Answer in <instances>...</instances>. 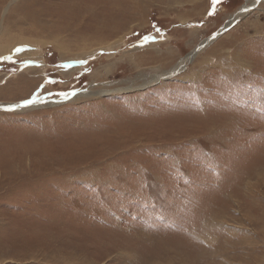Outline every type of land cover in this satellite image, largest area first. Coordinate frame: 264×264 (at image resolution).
Listing matches in <instances>:
<instances>
[{
  "label": "rangeland",
  "instance_id": "374dc122",
  "mask_svg": "<svg viewBox=\"0 0 264 264\" xmlns=\"http://www.w3.org/2000/svg\"><path fill=\"white\" fill-rule=\"evenodd\" d=\"M184 1L61 5L70 15L39 18L79 27L77 38L120 41L83 61L48 48L43 69L0 59L1 86L36 79L25 100L97 86L114 61L103 82L140 85L248 5L177 74L98 100L0 112V264H264V0ZM71 65L80 70L66 74ZM194 71L199 79L182 78Z\"/></svg>",
  "mask_w": 264,
  "mask_h": 264
},
{
  "label": "bare ground",
  "instance_id": "6f19581e",
  "mask_svg": "<svg viewBox=\"0 0 264 264\" xmlns=\"http://www.w3.org/2000/svg\"><path fill=\"white\" fill-rule=\"evenodd\" d=\"M78 1L79 0H65L63 3H61V4L59 3L60 5H57L55 3V0H38L37 4H40V6L37 7L36 3L32 2V0H30V2H29V0H0V59H2L3 57H20V58L25 59V60L28 59L32 63H30L29 65L23 66V70L26 71V70H30V68H32L31 64L35 65V62H37V64L41 65V67H39V68L46 66L47 65L46 52L49 49H50L49 51H51L52 49L58 51V54L65 61H68V60H81V61H83L86 58H90V56H92V53H94V51L96 50L95 49L94 51H92L91 49H93L97 46L103 47L105 45H109L111 43H116V42L120 41L119 40L120 38L117 40L116 39H103V38H97V39L91 40L90 38H85V36L83 38H80V37L77 38L81 33H83L80 31L79 27H76L73 29H68L67 25H66L67 26L66 27L64 24L57 23V22H55L54 25H50V24H47V22H49V20L47 22H45L46 21L45 19L39 18L41 16H44L45 18H48V16H53L52 12H55V10H58L57 13H59V15L61 17H65V14L70 15V13L68 11L70 8L68 7V9H62L63 6H61V5H65V4H67V5L74 4L75 5L76 2H78ZM184 2H186V0ZM53 3H55L54 4L55 7H54V5H52ZM245 6H246V9L244 10V12L238 13V14H237V12H236V14L234 13L230 17V20L232 18L237 20L241 16L240 14H245L248 11V5H245ZM63 11H65V12H63ZM38 13H39V15H37ZM84 33H87V32H84ZM154 46H156V45H154ZM208 46H209V43L205 47H208ZM18 48L20 49V51L16 50ZM201 50H203V49H201ZM198 52L195 55H197ZM195 55L190 54L186 58L182 57L183 59H181L177 65L173 66L172 69H170L169 71H165L164 73H162L160 75L153 76L147 83H143L140 85L131 84L129 86L127 85V87L111 88L110 81L109 82H103L104 79L99 78V76H102L101 75L102 73H109V72L113 71L114 64H116V62H117V61H114L111 64L100 68L96 72L94 77H95V79H97V80H95V82H98V83H96L97 86H95L94 84H90L89 88H87L85 91L79 92V93H73V94L71 92V94L64 96V98H60V97L56 98V99H43L44 97L43 98H35L37 102L36 101L34 102L35 99L32 100L30 98L29 100L33 101V103H29V104L24 103V101H26L24 99V96L26 97L29 94V92H31V90L34 88V85L36 84V79L29 78L26 75L25 76L24 75L16 76L17 79H13V80L10 79V81L8 80V78H5V81H6V79L8 80L7 84H9V85H7V84L4 85L5 88L7 89L4 93L9 94L8 96H10V97H11V95H13V97L14 96L16 97V95H19L21 93V95H20L21 97L18 96L19 98H16L17 101H14L13 98H7L8 97L7 96V97H5L6 99L3 98L2 100H0V107L1 108L14 107V108H16V110H32V109H35L37 106H41V105L57 106V105H61L63 102L64 103H69V102L73 103V102H77V101H81V100H91V99L98 100V99H101L106 94H112L115 92L118 93V92H122L123 90H128V89L129 90L138 89V87H142L144 85H148V84L151 85L153 82L161 80L162 77L166 78V77L172 76L175 73L177 74V72H179L181 70V68H183L184 64H186V62L189 61L192 58V56H195ZM119 60H120V58H119ZM202 62L204 63V61H202ZM238 62L240 64V66H243V68H245V69L250 68L248 63L243 61V60H240V61L238 60ZM34 67L37 68L38 66H34ZM77 70H80V68H77V65H75V66L71 65V66L67 67L66 69L64 68L63 71H65L66 74L72 75V73L77 71ZM44 72H46L45 69H44ZM33 75H35V74H33ZM200 77H201L200 71H194V72H191L190 74H188L187 76H184L182 78L183 79L189 78L192 80H197ZM20 84H24V87H20ZM2 86L0 85V96H1V93H3V90H5V88H3L4 86L3 87ZM12 86H14L15 89ZM74 92H76V91H74ZM0 112L2 113V110H0ZM132 129H134V128L132 127ZM100 131H101V129H100ZM135 131H137V129ZM142 133L143 132H141L140 135H138L136 133L137 135L135 134V135H133V137L143 138V137H141ZM125 135H124V138H125ZM122 136H121V138H122ZM126 137H127V135H126ZM129 137H131V136H129ZM108 139H110V138H108ZM124 141H127V140H124ZM115 142L116 141H114L113 143L115 144ZM126 146H127V143H126ZM90 148L93 149L92 147H90ZM75 153H76V151H75ZM93 156L95 157V155H93ZM122 157L123 156H121L119 158H122ZM79 160H81V159L79 158ZM79 160H78V162H79ZM97 160L100 161L99 159H97ZM89 162H92V161H89ZM4 168H5V166H4ZM250 188H251V186H250ZM233 231H235V229H233ZM11 252H12L11 253L12 255L17 254L16 251H11ZM5 253L8 254L9 252L7 251Z\"/></svg>",
  "mask_w": 264,
  "mask_h": 264
},
{
  "label": "water",
  "instance_id": "95a60500",
  "mask_svg": "<svg viewBox=\"0 0 264 264\" xmlns=\"http://www.w3.org/2000/svg\"><path fill=\"white\" fill-rule=\"evenodd\" d=\"M246 9V6H242L238 13H242L244 12V10ZM235 21V19H229L226 24H224L213 36H211L210 38L205 39L204 41H202L196 48L194 51H192L190 54L191 55H195L199 50L203 49L208 43H210L211 41H213L215 38H217L218 36H220L221 34H223L224 32H226L229 28H231V26L233 25V22ZM189 54V55H190ZM193 57V56H192ZM190 61V60H189ZM33 100V99H32ZM36 101V99L34 100V102ZM37 102V101H36ZM33 103V102H32ZM0 110H16V108L14 107H9V108H1Z\"/></svg>",
  "mask_w": 264,
  "mask_h": 264
},
{
  "label": "snow or ice",
  "instance_id": "6c2138e0",
  "mask_svg": "<svg viewBox=\"0 0 264 264\" xmlns=\"http://www.w3.org/2000/svg\"><path fill=\"white\" fill-rule=\"evenodd\" d=\"M218 3H220V0H213V4L215 5V4H218ZM157 31H159V29H157ZM17 51H20V49L18 48V49H16ZM4 59H8L9 57H3ZM33 101H31V100H26V101H24V103L25 104H29V103H32Z\"/></svg>",
  "mask_w": 264,
  "mask_h": 264
}]
</instances>
